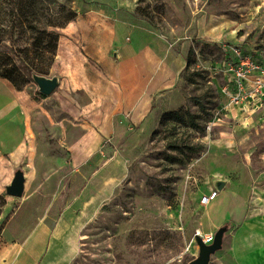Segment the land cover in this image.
Returning a JSON list of instances; mask_svg holds the SVG:
<instances>
[{
    "label": "rangeland",
    "instance_id": "obj_1",
    "mask_svg": "<svg viewBox=\"0 0 264 264\" xmlns=\"http://www.w3.org/2000/svg\"><path fill=\"white\" fill-rule=\"evenodd\" d=\"M70 12L76 17L65 22ZM105 16L109 22L116 18L138 22L185 58L193 53L174 108L151 117L155 124L145 131L126 126L127 137L120 145L128 176L84 225L74 264H189L199 255L196 236L203 240L212 234L201 199L212 188L213 177L226 179L258 213H264V104L243 110L232 102L220 48L235 44L264 60V0H5L0 10L1 64L13 61L22 68L28 61L25 51L34 44L29 23L63 24L48 27L59 35V43L53 61L44 62L40 75L60 78L49 97L39 93L28 74L21 91L0 77V123H15L28 145L24 146L28 154L17 165L29 182L34 180L25 194L69 160L67 135L79 136L76 123L93 117L85 111L93 89L85 71H98L99 64L87 50L97 42L93 27ZM75 67L83 72L80 79L71 77ZM172 111L191 113L201 129L162 123ZM107 144L115 152L104 159L112 160L121 149L112 140ZM173 145L178 150H172ZM0 158L9 165L11 153L1 150ZM0 195L7 198L4 192ZM228 247L229 241H224L210 264H234Z\"/></svg>",
    "mask_w": 264,
    "mask_h": 264
},
{
    "label": "crops",
    "instance_id": "obj_2",
    "mask_svg": "<svg viewBox=\"0 0 264 264\" xmlns=\"http://www.w3.org/2000/svg\"><path fill=\"white\" fill-rule=\"evenodd\" d=\"M108 20L102 18L93 27L97 42L87 50L99 64L98 71H85L93 86L85 111L93 117L76 123L75 127L80 125L79 136L67 135L68 161L47 174L34 191L24 192L22 198L7 196L0 215V264H74L81 251L84 225L128 176L124 145H120L127 137L126 126L145 131L155 124L151 117L174 108L187 58L134 20ZM76 68H71V77L80 79L83 72ZM126 120L129 123H123ZM1 136L6 140H0V151H9L11 160L7 165L0 158V194L5 193L18 169L24 172L26 191L33 177L29 182L25 170L17 165L28 154L24 147L28 145L15 123H0ZM111 140L121 150L106 161L105 154L115 152L112 144L105 145ZM224 180L221 192L211 186L205 195L215 192L211 202L203 205L207 228L214 235L230 225L224 241H229L227 250L234 264H264V213H258Z\"/></svg>",
    "mask_w": 264,
    "mask_h": 264
},
{
    "label": "trees",
    "instance_id": "obj_3",
    "mask_svg": "<svg viewBox=\"0 0 264 264\" xmlns=\"http://www.w3.org/2000/svg\"><path fill=\"white\" fill-rule=\"evenodd\" d=\"M5 4V0H0V10ZM76 17L75 13L70 12L66 18L65 22H70L74 20ZM29 26L32 30L34 44L33 48L26 49L25 54L28 58V61L23 65L22 68L18 67L13 61H8L7 63H0V77L9 80L16 90L21 91L24 82L26 81L25 74L32 75L33 73L36 74H43L44 69L41 66H44V62H51L53 61L56 51L58 48L59 43V35L54 30H49L48 27H63V24H57V22H52L47 26L40 27L37 24L29 23ZM193 50L190 51L189 56L187 57V68L191 63V54ZM29 54L33 56V58H29ZM35 59L39 61L37 65H35ZM10 60V59H9ZM20 78L21 80H17ZM21 82V84H20ZM197 105L200 109L204 110L203 105L201 104L200 100L197 101ZM174 122L178 125H186L192 127L194 129H201L199 122L196 120V117L191 113L182 114L180 111H172L166 113L163 117L162 123ZM172 150H178V146L173 145L171 146ZM193 152H196L197 149L191 147L190 148ZM6 197L0 195V213L2 208L6 205ZM225 227L230 229V225H224Z\"/></svg>",
    "mask_w": 264,
    "mask_h": 264
},
{
    "label": "built area",
    "instance_id": "obj_4",
    "mask_svg": "<svg viewBox=\"0 0 264 264\" xmlns=\"http://www.w3.org/2000/svg\"><path fill=\"white\" fill-rule=\"evenodd\" d=\"M224 55L225 74L232 90L228 93L232 102L243 110L258 109L264 104V62L255 54L235 44L220 45ZM215 192L201 199L202 205L211 202ZM214 235L204 237L210 244Z\"/></svg>",
    "mask_w": 264,
    "mask_h": 264
},
{
    "label": "water",
    "instance_id": "obj_5",
    "mask_svg": "<svg viewBox=\"0 0 264 264\" xmlns=\"http://www.w3.org/2000/svg\"><path fill=\"white\" fill-rule=\"evenodd\" d=\"M33 82L37 85L39 93L43 97H49L59 86L60 78L58 76L47 77L44 75L33 73L31 75ZM26 178L21 169L16 170L12 182L5 187L7 196L21 198L25 192ZM212 186L215 192H221L226 186L224 179H212ZM228 228L223 226L215 234L210 244H206L199 235L196 241L199 247V255L189 264H210L212 256L220 251L223 247Z\"/></svg>",
    "mask_w": 264,
    "mask_h": 264
},
{
    "label": "bare ground",
    "instance_id": "obj_6",
    "mask_svg": "<svg viewBox=\"0 0 264 264\" xmlns=\"http://www.w3.org/2000/svg\"><path fill=\"white\" fill-rule=\"evenodd\" d=\"M2 109V108H1Z\"/></svg>",
    "mask_w": 264,
    "mask_h": 264
}]
</instances>
